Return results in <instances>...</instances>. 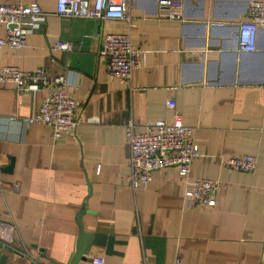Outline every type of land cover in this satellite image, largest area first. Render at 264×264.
Returning a JSON list of instances; mask_svg holds the SVG:
<instances>
[{"label":"crops","instance_id":"obj_1","mask_svg":"<svg viewBox=\"0 0 264 264\" xmlns=\"http://www.w3.org/2000/svg\"><path fill=\"white\" fill-rule=\"evenodd\" d=\"M254 1L264 6L183 0L182 20L164 21L156 0H128L129 39L140 52L125 84L107 76L98 52L104 35L127 31L124 21L58 17L56 0H0L34 2L43 14L22 48L0 47V67L62 75L78 104L73 135L52 141L47 125L23 121L45 91L0 85V239L13 247L0 250L5 264H67L82 207L85 232L118 242L114 254L91 246L76 264L97 257L102 264H264V29L252 51L237 49L238 22ZM4 30L0 23V37ZM60 40L72 48L52 46ZM174 112L198 149L188 180L220 183L213 207L183 203L186 178L173 166L152 171L143 187L123 180L125 123L140 132ZM244 154L255 157L252 171L221 167V159Z\"/></svg>","mask_w":264,"mask_h":264},{"label":"built area","instance_id":"obj_2","mask_svg":"<svg viewBox=\"0 0 264 264\" xmlns=\"http://www.w3.org/2000/svg\"><path fill=\"white\" fill-rule=\"evenodd\" d=\"M128 0H56L55 15L58 17H78L94 19H115L126 23V32L106 34L99 43V55L104 57L106 74L120 83L128 84L131 73L137 65L139 52L129 39L131 19L127 16ZM156 17L164 21H181L183 0H156ZM43 14L34 3L0 5V23L4 25V35L0 37V47L20 49L25 44V36L32 28L42 23ZM264 29V6L251 2L246 16L238 22L237 49L242 52L255 48L256 32ZM64 51L72 48L70 41H55L52 45ZM11 83L19 91L35 93L44 90L39 105L26 117L24 123L47 125L52 141H60L73 135L78 124V104L67 92L68 83L62 75L47 76L42 68L23 71L16 66L0 67V85ZM173 107V102H167ZM10 118V117H9ZM12 118V117H11ZM132 121L124 125L126 144L129 149L126 184L134 189L143 187L150 179L151 172L173 166L185 179L182 194L187 207H213L220 189L219 181L210 178L187 176L193 157L198 154L196 143L191 139V129L184 125L178 112L170 120L155 119L144 123L142 131L135 132ZM227 172H250L255 166V157L249 154L229 156L220 160ZM3 183L0 179V190ZM102 264L103 259H93ZM174 264H180L175 261Z\"/></svg>","mask_w":264,"mask_h":264},{"label":"water","instance_id":"obj_3","mask_svg":"<svg viewBox=\"0 0 264 264\" xmlns=\"http://www.w3.org/2000/svg\"><path fill=\"white\" fill-rule=\"evenodd\" d=\"M84 207L81 208L77 212V236L74 243V249L72 254L70 255L67 264H76L78 260H84V254L90 249L91 246H100L103 247L105 254H114L116 253L115 250H113V244L115 242H118L114 239L111 235L101 234V233H91V232H85L82 228V224L80 221V215L83 212ZM0 250L10 252L13 250V247H11L7 242L0 239ZM16 252V251H14ZM6 261V255L4 253H1L0 251V264H5Z\"/></svg>","mask_w":264,"mask_h":264}]
</instances>
